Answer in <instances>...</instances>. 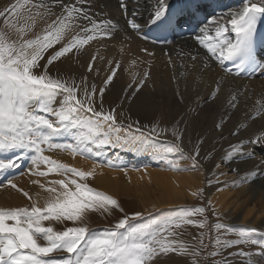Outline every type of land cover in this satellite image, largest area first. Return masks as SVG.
<instances>
[{
    "label": "snow or ice",
    "instance_id": "6c2138e0",
    "mask_svg": "<svg viewBox=\"0 0 264 264\" xmlns=\"http://www.w3.org/2000/svg\"><path fill=\"white\" fill-rule=\"evenodd\" d=\"M117 3L118 11L125 14L126 26L139 30L140 25L134 19L136 14H132L133 19L127 18V0H117ZM168 7V0H157L149 22L160 21L167 14ZM101 8L97 0H15V3L0 9V22L5 25L0 29V152L32 150V163L37 168L40 164L47 166L46 171L39 175L55 173L65 177L51 181V187L46 188L40 184L49 193L44 207L33 201L31 207L0 208V264H168L173 253L191 257V264H200L201 252L207 247L203 244V232L200 233L201 243L194 248H189L179 239H170L178 236L175 230L184 225L204 229L207 225V216L204 215L206 207L182 209L161 221L150 223H134L142 218L141 212L131 215L125 213L111 228L90 232L84 223L89 212L111 216L113 209L124 213L123 207L112 196L81 182L94 174V168L85 172L43 155L45 148L42 145L45 144L49 150L59 148L70 151L73 156L89 155L90 145L111 147L115 144L133 152L147 151L155 148L152 143L154 138L168 132L174 139L167 151L179 148L183 152L180 145L187 136V127H182L185 124L183 117L171 124L170 128L162 127V120L155 118L149 124H141L139 120H132L122 106L127 100L137 98L145 81L149 79L148 72L142 74L134 88L129 85L131 91L125 90L124 96L119 98L120 104L114 107L110 105L106 111L104 97L109 86L114 83L120 66L118 62L115 68L109 70V74L101 77V69L93 67L98 56L99 60H104L98 51L90 57L86 71L80 74L79 79L63 74L57 67V61L64 63L71 60L69 54L80 53L90 41L97 40L99 43L98 38H111L117 32L118 21L109 18V14L99 10ZM262 15L264 0L246 3L239 12L231 15L228 21L230 29L216 22L215 34L210 36L205 25L200 29L202 35H197L195 39L221 67L227 68L226 62L232 61L235 68L227 69L228 74L234 73L238 77L247 67L256 63L252 58L251 38L257 18ZM77 20L81 23L74 24ZM38 21L43 22L42 31H36ZM28 33H34L33 38H25ZM57 44H61L59 49L55 48ZM49 49H52L50 53ZM143 51L148 52L147 49ZM46 53L45 63L40 64ZM148 54L153 55L150 52ZM188 58L192 63L190 66L182 63L185 69L191 67L197 73H203L205 68H209L207 62L200 63L199 53L190 52ZM169 63L174 62L170 59ZM52 68H56L55 74H52ZM36 69L42 71L37 74L34 71ZM93 72L95 75L90 77L88 74ZM97 79L100 80L99 85L95 83ZM218 94H223L222 81H216L210 98L216 100ZM176 95L182 103L184 97L179 88ZM230 95L229 106L237 109L244 93L237 87ZM57 103L58 108L55 107ZM254 116L264 120V104L255 109ZM50 117H55V120ZM225 128V121L221 120L214 123L213 130L220 139H227L223 135ZM74 129H79L75 144L53 142L55 137L72 135ZM227 131L229 136L236 137V142L230 143L231 151L227 152L226 157L216 152L215 145L204 152L208 140L203 135L197 137L188 154L193 169L203 167L202 161H210L219 169L223 163H230L236 155L244 154L247 146L241 138L239 123ZM247 140L249 144H258L264 148V125L255 134L248 136ZM19 158L18 155L16 160L0 161V169L17 167ZM217 159L221 162L216 163ZM108 166L122 167L112 161H108ZM169 167L178 171L188 170L172 164ZM254 169L248 174L255 177L264 173V155L259 157ZM219 175L224 173L220 172ZM208 183L211 184V180ZM11 187L17 186L11 184ZM23 195L31 199L28 192H23ZM192 195L202 198L204 192L199 190ZM208 204H211L210 200ZM212 213L218 217V222L214 224L217 231L214 240L216 248L215 252H208L207 256L222 254V250L233 243L226 238L227 235L237 231L219 222L220 213L217 209L213 208ZM196 214L204 218L193 219ZM45 221H71L77 226L57 231L51 225L45 226ZM253 231L256 229L241 228L238 235L246 238ZM39 239L46 241V244L41 245ZM53 253L64 255H51ZM223 264H228L226 259Z\"/></svg>",
    "mask_w": 264,
    "mask_h": 264
},
{
    "label": "bare ground",
    "instance_id": "6f19581e",
    "mask_svg": "<svg viewBox=\"0 0 264 264\" xmlns=\"http://www.w3.org/2000/svg\"><path fill=\"white\" fill-rule=\"evenodd\" d=\"M174 1H178L180 3L184 0H168V5ZM21 2H23V0H21ZM253 2H259V0H216L218 7L216 12H218V14H215V10L212 11L210 9H206L207 14H209L208 23L205 24L207 25L206 31L210 36H214V24L216 22L224 24L230 29L228 21L231 19V15L239 12L244 4ZM10 3H15V0H0V9ZM127 3V18L133 19L132 14L135 13L136 15L134 19L140 25L139 30H133L126 26L125 14L118 11L117 0H97V4L102 6L99 10L103 13L109 14V18L118 21L117 32L114 33L111 38H98L100 41L99 43L97 40L90 41L88 45L84 46V49L80 53L69 54L72 56V59L64 61V63H58L57 67L63 74L79 79L80 74L86 71V64L90 57L97 54L98 51L100 55L104 56V60H99L98 56L93 67L94 69L96 67L101 69V77L109 74V70L111 68H115L118 62L120 66L117 69L116 77H114V83L109 86V89L104 97V107L106 111L109 110L110 105L114 107L115 104H120L121 99L119 98L124 96L125 90L131 91L129 85H132L134 88L137 82L142 78V74L144 72H148L149 79L145 81L144 87L138 93L137 98L132 100V103L135 106L152 104L151 106L156 107L161 104L163 108H175L176 113H180L179 118L174 117L172 121H166L163 117H161L160 120H162V127L170 128L171 124L175 123V121L180 120L181 117L184 118L185 124L182 125V127H187V136L184 139L183 144L180 145V147L183 148V152L181 153L179 148H174V150L178 152V157L185 158L188 162L190 161L188 159L189 150L192 149L197 137L200 136V129L198 126H205L209 130L210 140L213 138L217 139L219 136L213 130L214 123H219L221 120L225 121L226 128L223 135L227 137V139H225V155L227 156V152L231 151L229 147L230 143L236 142V137L229 136L227 129H233L234 126L239 123L241 127V138L244 139V143L247 147L243 155H236L232 159V162L236 161V163L232 166V169H238V171L234 172L231 169L230 174L245 177V179L247 178L245 181L252 177L253 186L250 184L246 188L243 182L240 183L237 189L232 187L224 190L225 187L219 186L215 191H213L212 182L209 184L208 181L212 179V168L215 167V164L210 161H202L204 166L199 169H194V171L187 170L179 173L176 171L172 172L175 174V176H173V174L169 172L162 171V166H168L169 162L167 156L161 155L162 152L160 154L161 157L158 155L159 152H157V149H163V147L154 143L155 148L137 152L130 151L126 147L120 148L115 144L108 147L111 150L118 148V150L124 152L125 154L128 153V155L133 153L135 160L133 159L134 161H128L127 158L128 162L126 161V157L124 158L120 155L114 157L110 152H107L108 150L106 147L94 149V145H90L91 152L89 155L77 154L73 156L70 151H65L59 148L51 149L49 153L50 158L58 161L59 163L67 164L70 167H74L85 172L92 171L94 168V174L86 180L88 186L100 192H109V194L114 196L118 193L117 189L119 185L123 184V182L119 180V175L126 174L128 172L119 171L121 167L108 166V161H112L117 165H129V162H131V166H133V164H146L148 161H151L152 163L154 162L155 164L161 166L159 169L162 170L152 168H147L146 170V168H144L145 170L139 169V171L136 170L131 172V170L129 172L132 175L134 184H142L145 189L148 188L147 186L153 184L160 191H164L166 193V197L163 198V200H165V204L159 205V208L163 209L176 207L177 204L182 202L178 199H183L185 196L193 197L192 193L195 192L198 184L203 192L211 196L214 205L223 211L232 209L233 207L230 205V200L235 196L241 195L243 191H252L254 194H258L264 199V189L258 190L256 188L258 183L264 181V173H260L255 177L248 174L255 170L254 164L258 161L260 156L264 155V148H260L258 144H249L247 140L248 136L255 134L257 130L264 125V120H259L254 116L255 109L258 108L260 104H264V64L260 65V68L254 78L240 79L225 74L223 72V67L215 61V58L212 57L211 53H208L207 50L200 46L195 39L197 35H202L200 30L196 35L186 38L180 42L172 43L171 46H152L146 41H142L139 38V35L142 34L151 24L149 22V17L153 9L156 7L157 0H128ZM54 10L58 11V9ZM34 12L35 10H33V14ZM262 16L264 17V15ZM213 18L215 19L213 20ZM48 22L51 21L49 20ZM79 23L81 22L78 20L74 22V24ZM205 25H201L200 29L205 27ZM43 27V22L38 21L36 31H42ZM229 34L234 35L231 33ZM143 49H147L148 52L143 51ZM149 52L153 55H149ZM190 52L199 53L200 63L203 64L207 62L209 64V68H205L203 73H197L191 67H188L187 69L183 68L181 66L182 63L189 66L192 63L188 58V53ZM170 59L174 62L173 64L169 63ZM108 61H112V63L109 64ZM133 61H135V63H133ZM51 71L52 74H55L56 68H52ZM181 73H183V75H181ZM88 75L92 77L95 75V72L89 73ZM216 81H222L223 94H218L219 98L213 100L210 98V94L215 88ZM95 83L99 85L100 80H95ZM237 87H239L244 95L240 97V104L237 106V109H232L229 106V102L231 100L230 93H232ZM177 88H179V92L183 94L184 99L182 103L176 95ZM130 100L131 99L126 102L128 103ZM126 102L123 103V107H125ZM133 105L131 104V108ZM58 106L59 103L55 105V107ZM130 116L132 120H139L141 124H149L145 119L139 118L140 113L137 110L132 111ZM50 118L55 120V117ZM123 134L124 133L122 132L121 135L123 136ZM164 134L165 133L159 136V138H161L160 141L162 143L169 142V145L171 146L174 138L170 137L169 140L167 139L169 137L164 136ZM168 134H170V132H168ZM78 135L79 129H74L72 135L65 134L59 137L60 139L55 137L53 138V142L57 143L56 140H58L60 143L62 141V143L75 144ZM189 139L191 142H189ZM47 150L49 149L47 148ZM203 150L204 152L208 151L205 145ZM26 151V157H24V153L19 150L17 152H0V161L4 162H7L9 159L16 160L17 156L21 155L17 160L18 166L15 168L20 169L21 171L25 170V168L28 169L26 172L22 171L23 173L19 176V178L11 181V184H15L17 186L16 188L11 187L9 182L5 183V186L0 187V206H2V208L3 206H6L7 203H12L11 205H13V207L15 206L14 208L31 207L33 201H35L38 206L44 207L45 200L48 198L49 193L46 192L45 189L41 188L40 184H44L47 188L52 186L50 183L51 181L65 179L64 176L55 173L45 176L39 175L40 172L46 171L47 166L40 164L37 168L32 163L34 155L31 154L32 150ZM253 152H255V155H253ZM43 155L47 156V154L44 153ZM29 158L31 159V163L28 164ZM152 167H155V165ZM13 169L14 168H6V171L0 181L10 171H13ZM33 181H39V183L34 184ZM230 186L231 185L228 187ZM17 189H22L23 191H18ZM23 192H28L31 199L25 197ZM255 210V206L251 207L248 209V213L244 216L242 222H238L234 219L230 222V224H238L244 228L249 227L256 229V231H254L256 236L263 237L264 223L259 226L255 223H249L248 221V219L254 215ZM263 213L264 208L262 209L261 215ZM232 216L234 218L235 212ZM45 222L49 224L51 221ZM247 259L252 260L254 264H259V262L255 261L254 258L249 257ZM247 261L248 260H246V262Z\"/></svg>",
    "mask_w": 264,
    "mask_h": 264
},
{
    "label": "rangeland",
    "instance_id": "374dc122",
    "mask_svg": "<svg viewBox=\"0 0 264 264\" xmlns=\"http://www.w3.org/2000/svg\"><path fill=\"white\" fill-rule=\"evenodd\" d=\"M13 19V18H12ZM5 25L1 22L0 23V29L4 28ZM33 33H28V35L25 38H33ZM61 47V44L55 45V48L58 49ZM52 51V49H49V53ZM47 59V53L45 54V59L40 61V64H44L45 60ZM63 59V58H61ZM60 61L56 62V65H58ZM37 74L42 71L41 69L34 70ZM131 101V103H130ZM128 103H125V111L127 115H130L132 111L137 110L140 113V117L142 119H145L148 123L155 119L160 120L161 117L164 118L166 121H172V119L179 118L180 113H176L175 108H163L161 104L156 106H151L149 104L145 106H135L132 103V99ZM131 104L133 105L131 108ZM59 107V106H58ZM57 107V108H58ZM131 108V109H130ZM200 129V136L203 135L205 138H207L208 143L205 144V147L207 150H209L213 145H215V150L218 154H222L226 157L225 152V139L220 138H213L210 140L209 130L203 126H198ZM164 136H167L170 140V137L172 138L171 134L165 133ZM61 137V136H60ZM59 138V137H57ZM159 138V137H158ZM154 138L152 140V143L159 144L163 147V149H157V152H159L158 155H165L168 159V166H162V169H159L161 166L154 164L151 161L146 162V164H133L131 166V162L128 164H122V167L119 171H126L128 173L119 175V180L123 182V184L119 185L118 187V193L116 196L109 194V192H104L107 195L112 196L113 198L117 199L124 209V213H121L118 209L112 210V215L109 216L107 213H101V212H89L87 215L86 220L84 223L87 224L90 232H100L104 229L111 228L118 219L123 218L124 214L131 215L134 212H141L142 218L135 221L134 223H150L152 221H161L165 219L168 216L174 215L177 211H180L182 209H191L195 207H206L207 211L205 212V216H207V225L204 229H200L193 225H184L180 229H176L179 233L176 237H170V239H179L183 241L189 248H194V246L199 245L201 243L200 240V233L203 232V244L207 247L203 248V251L201 252V259L200 264H223V261L226 259L228 264H249L254 262L252 260H249L247 258H254L255 261L259 262V264H264V236H256V234L253 232H250L247 234L246 238H241L238 235V230L241 228H244L240 225H232L230 224L231 221L236 219L238 222H242L244 216L248 213V209L255 206V213L252 215L248 221L249 223H255L257 225H262L264 223V213L261 215L262 209L264 208V199L258 194H254L252 191H243V193L239 196L233 197V199L230 200V205L233 207L232 209L228 211H223L221 209H218L213 201L210 195H207L204 192L203 197H188L185 196L183 199H178L179 201H182L181 203L177 204L176 207L173 208H159V205L165 204V200L163 198L166 197V193L164 191H160L155 185L147 186L148 188L145 189V187L141 184H134L132 175L129 171H139L145 170L144 168H152V169H159L165 172H169L175 176L172 172H185V171H178L175 170V168L169 167L170 164L175 165L179 168H187L188 171L194 169L192 168L191 162L187 161V159L178 157L179 154L174 148L172 151H167L168 148L171 146L168 143H162L160 140L161 138ZM60 139V138H59ZM159 140V141H158ZM154 141V142H153ZM57 143L58 140H56ZM62 143V141H61ZM94 149L96 148H107V152H110L114 157H117L120 155L121 157H126V161L128 158V161H134L135 157L132 154H125L124 152H121L118 150V148L110 149L107 146H99L96 147L94 145ZM25 152L23 151L24 157H26ZM49 152V151H48ZM19 153V154H23ZM46 153V152H45ZM4 155V154H3ZM160 155V157H161ZM21 156V155H19ZM48 157H50V154H47ZM130 156V157H128ZM4 157V156H3ZM6 157V156H5ZM23 157V158H24ZM181 158V159H180ZM134 159V160H133ZM127 161V162H128ZM221 161L218 159L216 163H220ZM134 163V162H133ZM148 163V164H147ZM150 163V164H149ZM236 163V161H231L230 163H223L221 168L216 169L215 167L212 168V185H213V191H215L219 186L225 187L224 190H227V188H238L240 183H243L242 181H245V177H241L239 175H232L231 169L232 166ZM44 165V164H43ZM135 165V166H134ZM137 165V166H136ZM141 165V166H140ZM144 165V167H143ZM150 165H155V167H152ZM146 166V167H145ZM44 167V166H43ZM135 167V168H134ZM137 167V168H136ZM141 167V168H140ZM171 168V169H170ZM134 169V170H133ZM218 170V171H217ZM187 171V170H186ZM220 172H223L224 175H219ZM125 175V176H123ZM219 181V183H217ZM86 182V181H82ZM125 182V184H124ZM127 182V183H126ZM87 183V182H86ZM130 184V187H129ZM245 187L247 188L248 185L252 184L253 186V179L250 177L246 182H244ZM126 185V186H125ZM231 185L230 187H228ZM124 186V187H123ZM140 187V188H139ZM157 188V190H156ZM233 188V189H234ZM256 188L258 190L264 189V181L261 183H258L256 185ZM148 190V191H147ZM201 190L199 187V184L197 185V189L195 192H198ZM190 196V195H189ZM211 201V204H208V201ZM12 204V203H11ZM9 203L6 204V206H3V208H14L13 205ZM2 208V206H0ZM215 208L219 211L220 217L219 222H222L224 224L230 225L233 229L237 230L227 235V239L229 241H232L228 247L224 248L222 250V254H216L214 256H207L206 254L208 252H215V237L217 235V231L214 228V224L218 222V217L216 215H213L212 209ZM235 212V216L233 218L232 214ZM193 219H203L204 216H200L199 214H196L192 217ZM45 226L51 225L55 230L57 231H63L67 227H73L77 226L73 224V222H56L51 221L49 224L47 222H44ZM48 224V225H46ZM247 229H253V228H247ZM123 231V230H121ZM224 230H221L223 232ZM195 238V239H194ZM38 242L41 245H45L46 241L39 239ZM259 242V243H258ZM51 255H64L63 253H53ZM246 260H248L246 262ZM168 264H191V257H184L181 255H177L175 253L171 254V259L168 261Z\"/></svg>",
    "mask_w": 264,
    "mask_h": 264
}]
</instances>
